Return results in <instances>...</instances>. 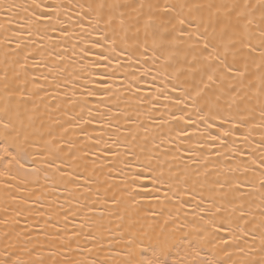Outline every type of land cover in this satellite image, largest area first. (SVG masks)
I'll list each match as a JSON object with an SVG mask.
<instances>
[{"label": "snow or ice", "instance_id": "6c2138e0", "mask_svg": "<svg viewBox=\"0 0 264 264\" xmlns=\"http://www.w3.org/2000/svg\"><path fill=\"white\" fill-rule=\"evenodd\" d=\"M203 8L209 10L207 15L198 14ZM73 9L78 19L66 24ZM101 19L112 34L103 32L90 42L92 33L84 23L94 32ZM130 28H135L131 35ZM77 47L80 59L69 63L66 53L75 55ZM0 50L5 56L0 76V210L4 214L0 264H98L87 255L99 244L94 228L105 213L97 209L100 196L92 200L87 194L102 176L110 179L118 165L129 187L150 174L157 207L161 200L171 205L166 214L151 207L144 210L143 219L152 221L147 227L135 218L139 212L129 218L121 232V264H264V102L259 122L256 109L245 103L256 81L264 98V0L207 5L188 0L77 4L0 0ZM93 50H98L96 59L83 63ZM179 57L183 65L178 64ZM41 64L54 73L55 92L37 83L41 78L48 81V75L29 72V67ZM133 64L138 67L130 72ZM184 65L189 74L198 75L195 84L181 81ZM149 76L153 84L159 78L160 86L144 95L141 85ZM62 84L71 86L70 94L60 95ZM16 96L20 100L13 103ZM33 97L55 101L49 118L59 113L66 119L57 117L53 123L62 133L78 128L79 135L71 131L65 139L49 130L48 140L30 138V125L20 119V109ZM141 115L149 123L140 120ZM93 124L98 127L90 131ZM153 128L167 130L159 143L157 137H149ZM257 130L258 140L253 135ZM173 139V159L188 155L182 169L162 165L152 154ZM38 156L42 167H36ZM213 158L231 166L222 172ZM41 173L44 185L38 189L34 185ZM29 176L37 179L29 181ZM208 177L213 178L208 181ZM257 182L259 222L248 199L252 193L245 192L246 185L255 189ZM61 189L62 203L57 195ZM142 195L147 193L137 192L132 199ZM20 217L26 221L23 225ZM257 238L259 248L253 252L255 244L250 241ZM237 253L241 260L233 259ZM79 254L87 255L78 259Z\"/></svg>", "mask_w": 264, "mask_h": 264}, {"label": "bare ground", "instance_id": "6f19581e", "mask_svg": "<svg viewBox=\"0 0 264 264\" xmlns=\"http://www.w3.org/2000/svg\"><path fill=\"white\" fill-rule=\"evenodd\" d=\"M18 2H24V0H18ZM46 2H51V0H46ZM61 2L65 4H77V3H85V0H61ZM87 2H94V3H112L113 0H87ZM120 3H139L140 0H118ZM143 2L147 3L149 0H143ZM189 3L191 4H199V5H207V4H212V3H222L226 2V0H188ZM252 3H256L257 0H251ZM130 11V10H129ZM208 9L203 8L198 10V14L200 15H207ZM76 9H73L71 13H69L72 16V20L68 21L67 18L65 17V23L66 24H74L75 21L78 19V17L75 15ZM193 13L197 14V10L193 9ZM134 15V14H132ZM135 23V21H130V25ZM141 25V37L143 36V30H142V21L140 22ZM85 29L87 31L91 32V37H89V41H95L96 39L100 38V35L103 32H108L109 36H111L112 31L111 28H109L103 19L100 20V23L96 27V31H92V28L89 26L87 21L84 23ZM113 27L118 29V25H114ZM77 32H81L83 30L77 29ZM135 31V28H130L129 35L132 34V32ZM58 37V33H57ZM72 43L76 42V37H73V40L71 41ZM131 42V41H130ZM109 43H111V40H109ZM14 46V45H13ZM90 46V43L88 45ZM62 47H66V45H62ZM56 51H60V49H57ZM98 50H93L92 53L89 54L88 57H86L83 61V63L87 64L89 60H95L96 59V52ZM68 57H70L69 63L72 60H79L80 59V49L77 47L75 49V55H72L71 52L66 53ZM4 51L0 50V76L3 75V69L5 68L4 64ZM10 60V58H9ZM29 65L32 64L31 59L28 61ZM57 65H59V61H55ZM178 64L183 65V57L178 58ZM145 66H151L145 65ZM78 67V65H77ZM138 66L133 64V66L129 69L130 72L136 71V68ZM184 72L180 73V79L181 81L187 79L189 85L195 84L199 77L198 75L193 72V73H188L187 72V65H184ZM171 70V69H170ZM29 72L35 74L36 76L40 77L42 75H48L49 79L48 81H44L42 78L38 80L39 85H43L45 88L48 89L49 92H55L56 89L52 87V76L54 73L50 74L48 73L47 69L44 67L43 64L39 65V67L33 68L29 67ZM152 74H156V68H152ZM12 73L11 70H9V76L11 77ZM83 77H87V73H83ZM147 83H142L141 87L143 89L142 94L148 95L153 91L154 87H159L160 86V79L157 78L155 84H153V81L151 79V76L146 78ZM83 81L81 80L80 83ZM29 88H31V85H29ZM70 88L71 86H64L63 84L61 85L60 89V95L64 96V93L66 91L69 92L70 94ZM259 88L260 85L258 81L255 82V87L252 88L249 92L248 98L245 101L249 106L254 107L256 109L255 115H256V122H259V107L262 102H264V98H261L259 96ZM83 92V89L81 88L79 91H77V97L81 95ZM43 95V93H41ZM3 82L0 80V105L3 104ZM20 100L19 96H16L13 98V103L16 101ZM33 102L35 103V108H33ZM33 102H29L26 105H23L20 109V119L24 122L26 126L30 127L28 128L30 138L38 141V142H43V140H48L50 137L48 136L49 130L53 132V134H59V135H64L65 139L68 138L69 135H71V131H75L77 133V136L79 135V129H74L71 130L68 134L62 133V130L60 129L58 124H54L53 121L59 117L60 120H65L66 117L60 116L59 113H52L51 118H49L50 114V105L52 103H55V101H49L45 99L44 102H41L39 99L36 97H33ZM162 103H167V101H163ZM239 103V101H238ZM44 104H49V108H45ZM143 111V109L141 110ZM32 116V120L29 121L28 117ZM134 119L136 118L135 116L133 117ZM140 120H145V117L141 115L139 117ZM145 123H149V121L145 120ZM98 126L93 124L92 128L89 130L91 131L93 128H97ZM165 128L161 129H155L153 128L149 132V137H157V143H159V138L161 133H166ZM141 135H143V132L141 130ZM253 135L256 137V139H259V130L253 133ZM43 138V140L41 139ZM75 138V137H74ZM175 140H165V143L160 144L158 149H154L152 151V154L155 157L156 161L162 162V165H167L171 164L173 168L176 169H182L184 162L188 161V155L187 153H182L183 159H180L177 157L176 159H173V153H174V145H175ZM148 148L152 149L151 142L149 141L148 143ZM41 157L38 156L37 158V164L36 167H42V164L40 163ZM103 159V158H101ZM106 163V162H105ZM213 163L217 165V168H219L222 172L230 167V162L227 161H215V158H213ZM154 166H156L155 161H154ZM122 166H117V171L113 172L111 174V178L105 180L104 176L101 177L100 181L97 184L92 185V194H87L90 195V199L94 200L96 199V196H100V202L97 204V209L99 211H103L105 213L104 219L98 221V226L97 228H94V232H96L98 239H99V244H97L93 250V252L90 255L87 254H79L77 255L78 259L84 258V255H87V259L89 260H96L99 264V262L104 261L106 264H121L122 260V255H123V242L121 240V232L124 230L125 226L129 222V218L135 217V213L139 212V216L135 217L136 219L139 220L140 224L144 225L147 227L148 224H151L152 221L150 220H144V210L148 209L151 207V209L158 214L163 211L165 214L171 209V205L168 204L166 201L161 200L160 207H157V201L155 199V194L153 190V184L152 180L150 178V174L146 173L145 177L141 179V181L133 186L129 187L127 186L124 181H123V173L119 171V168ZM194 167H199V165H195ZM138 170V166H137ZM166 170V169H165ZM125 171H128V169H125ZM107 173V169H105V174ZM213 177H208V181H211ZM223 178V177H221ZM29 181H35L37 177L35 176H29L27 178ZM201 181L205 180V177L201 175L199 177ZM44 185V180H43V174L41 173L39 176V184L34 185L38 189H43ZM100 186V191L97 193V187ZM29 187H33V185H29ZM259 189V183H256V188L252 189L249 188L247 185L245 186V192H251L252 195L248 197L250 201L253 202V207H252V213L257 219V222H259V217H260V211H261V193L257 191ZM166 190V189H165ZM137 192H143L147 193V195H142V196H135V201H139V203H136L132 197L135 195ZM206 195L208 194L207 192L205 193ZM57 195L60 196V202L62 203L64 200V193L63 189H61L60 193H57ZM162 195V194H161ZM187 198V197H185ZM76 201L73 200L72 204L73 206L75 205ZM189 212L191 211L190 209L188 210ZM9 213L11 215H14L12 212V209H9ZM99 212L97 213V215ZM3 211L0 210V218L3 217ZM158 218V217H157ZM20 223L23 225L26 223V221L23 219V217H20ZM187 219L191 220L192 216L189 215ZM251 219V217H250ZM69 229L73 227L71 220L72 218H69ZM80 220L79 218H76V223H79ZM3 228V225L0 224V229ZM42 238V237H41ZM250 243L255 244V248H253V252H256L259 248V239L257 238L254 242L250 241ZM88 247H93V245L89 244ZM82 252V250H81ZM253 259H257L258 256L253 255ZM234 260H241L240 254H234L233 257Z\"/></svg>", "mask_w": 264, "mask_h": 264}]
</instances>
